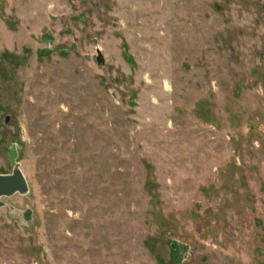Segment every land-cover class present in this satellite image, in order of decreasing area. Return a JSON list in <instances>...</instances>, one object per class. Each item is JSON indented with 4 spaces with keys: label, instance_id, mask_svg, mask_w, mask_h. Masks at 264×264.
<instances>
[{
    "label": "rangeland",
    "instance_id": "1",
    "mask_svg": "<svg viewBox=\"0 0 264 264\" xmlns=\"http://www.w3.org/2000/svg\"><path fill=\"white\" fill-rule=\"evenodd\" d=\"M0 264H264V0H0Z\"/></svg>",
    "mask_w": 264,
    "mask_h": 264
},
{
    "label": "water",
    "instance_id": "2",
    "mask_svg": "<svg viewBox=\"0 0 264 264\" xmlns=\"http://www.w3.org/2000/svg\"><path fill=\"white\" fill-rule=\"evenodd\" d=\"M14 170L10 174H0V197L12 195L16 192L25 193L28 190L27 180L15 161V153H13ZM4 203L0 201V205Z\"/></svg>",
    "mask_w": 264,
    "mask_h": 264
}]
</instances>
